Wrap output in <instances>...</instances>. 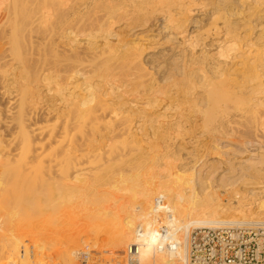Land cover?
<instances>
[{
    "label": "bare ground",
    "instance_id": "1",
    "mask_svg": "<svg viewBox=\"0 0 264 264\" xmlns=\"http://www.w3.org/2000/svg\"><path fill=\"white\" fill-rule=\"evenodd\" d=\"M128 183L111 264L159 196L182 258L196 229L264 222V0H0V264H76L14 246L17 216ZM154 234L142 264H169Z\"/></svg>",
    "mask_w": 264,
    "mask_h": 264
},
{
    "label": "rangeland",
    "instance_id": "2",
    "mask_svg": "<svg viewBox=\"0 0 264 264\" xmlns=\"http://www.w3.org/2000/svg\"><path fill=\"white\" fill-rule=\"evenodd\" d=\"M128 185L129 183L123 184L119 187V189H111L113 191H110L109 189H104V191L101 192V197L99 195L98 197H95V199L92 198L91 200H88L87 198L86 200L77 202V207L76 205V208L74 207L75 209L70 208L71 210L68 209L67 211L60 212L59 210L54 209L53 206L50 207V205L46 202L45 203L47 205L45 203H41V205L25 207L24 210L17 216L15 223L12 225L11 236L13 238L14 246H18L23 249L24 246L21 243H28L29 246L27 248H30V250L38 248L40 250L47 251L48 248L46 247L50 245L49 241L51 239L55 240L56 242H59H57L56 248L72 253V255L74 256L73 263L76 262V264H85L82 255L84 252H88L90 250L97 251L99 252L98 254H102V257H104V252L106 250H111L110 246L115 241L114 238L118 233V229L116 227V220H121L124 217L123 212L118 214H111L108 208L112 209L110 211L116 212V210H121V207L125 205H128V207H130L129 209L133 207L130 204L131 200L130 197H128L129 193L126 190L129 187ZM242 188L244 189V187ZM105 190H109L108 193ZM239 195L240 194H238L237 196ZM226 196L228 195H225V199L227 198ZM117 198H120V201ZM117 200L119 201V204ZM261 200L259 198L257 202L252 204L253 209L251 207L249 210H261L262 207H259ZM227 201V199L224 200V202ZM133 205L135 207L134 209H137L136 206L138 204ZM133 212L136 217L137 215L139 216V218L137 217L138 219L136 217L134 218L135 224L137 222L143 223V221L146 220L140 218L141 213L139 211L134 210ZM137 212L140 215L137 214ZM57 213L60 214L58 215ZM177 215L180 218L183 217L180 214ZM235 224H238V226L241 227L242 223L236 222ZM249 224L250 228L248 229L260 230L261 227H264L262 226L264 225V222ZM47 252L49 256L44 255L42 257L46 261L45 264H56V262L58 261V259H55L56 256H54L55 261H52L53 257L49 254V251ZM46 256L48 259L46 258ZM98 263L99 262L93 260L90 261L88 264Z\"/></svg>",
    "mask_w": 264,
    "mask_h": 264
},
{
    "label": "built area",
    "instance_id": "3",
    "mask_svg": "<svg viewBox=\"0 0 264 264\" xmlns=\"http://www.w3.org/2000/svg\"><path fill=\"white\" fill-rule=\"evenodd\" d=\"M165 205V197L156 198V223L153 227L140 225L137 228L135 240L123 249L118 264H142L143 246L153 233L163 239V245L158 250L169 253V264H264V230L259 229H196L188 239L187 254L182 258L179 251L183 250V245L177 241L174 229L164 222L169 213L163 209ZM98 253L93 250L84 252V263L95 260L98 264H111L103 260L111 255L110 250L104 252V257ZM96 255L100 258L97 259Z\"/></svg>",
    "mask_w": 264,
    "mask_h": 264
}]
</instances>
